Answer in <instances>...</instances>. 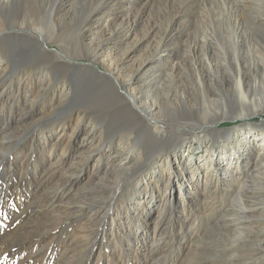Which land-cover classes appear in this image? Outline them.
I'll list each match as a JSON object with an SVG mask.
<instances>
[{"label":"bare ground","instance_id":"1","mask_svg":"<svg viewBox=\"0 0 264 264\" xmlns=\"http://www.w3.org/2000/svg\"><path fill=\"white\" fill-rule=\"evenodd\" d=\"M11 1L0 0V87L12 85L19 81L20 76H23L19 85L21 83L20 89L22 92L24 90L28 96L25 97L23 107H20L21 110H18L17 114L14 115V110L9 108L10 117L6 121L3 118L5 114L0 107V166L3 165L0 168V264H182L180 259L185 252L186 255L190 253L189 255L193 258L204 255L207 261L210 260L211 256L202 250V247L199 250V256L193 255V246L198 249L199 246L196 247V245L201 241L198 238L200 230L197 232L194 230L195 224L193 215L188 210L189 207L183 206L179 211L181 216L178 215L173 220L179 210V203L173 200L175 188L183 190L185 195L190 197L186 199V204H191V193L199 190L201 179L199 163L207 159L208 161L210 159L209 165L214 168L210 174L205 175L204 179L207 182L210 181L215 190L222 193L217 186H224L229 191L238 182L241 184L239 187L236 185L238 188L235 189L239 194L232 205L234 213L230 209L232 213H225L211 228L214 231L220 229V233L224 232V235L215 239V242L220 245L235 243L241 248L250 246L248 237L237 236L235 238L234 236L240 230L251 232L257 225L256 217L248 213L258 214V210L245 204L244 199H246L247 192L244 191V187L255 177L258 181L262 179H258L259 176L264 179V169L260 170L261 172L258 170L259 173L255 174L258 166L256 162L264 157V133H259L260 138L258 139L263 141V145H253L247 140L255 134L254 129L244 131L243 138L239 141L235 138L232 144L233 154L229 156L230 159L233 158L231 161L225 158L224 165L219 161L220 157L227 153V145L222 141V143L215 142L217 147L210 146L211 148L201 152L197 157L198 162L192 157L186 161L184 152L192 148L191 139H194L195 132L212 133V137L230 144L236 129L222 132L216 130L219 119L202 122L204 124L201 123L202 126L199 125L197 129H174L158 119V113H162L164 107L161 103L166 107L174 105V102L185 103L184 86L189 80L185 79L183 74V76L176 77L173 82L169 81L168 86L159 85L157 93H160L161 88L162 93L161 98L157 99V104L152 103L146 106L142 102L143 95L136 96L129 93L132 78L126 81L118 80L122 75V65L125 60L116 62L112 58L111 51V43L116 34H119L121 41L125 42L133 31L131 21H121L115 26V22L123 16H120L123 14L122 10L117 17H108L105 28H103L107 31V36L94 48L92 40L86 42L88 36L82 34V30L85 26L99 22L102 16L105 17L103 12L110 6L111 0H103L95 4V8L89 12L85 20L79 23V28H81L78 37L79 49L73 51L68 47L70 44L66 41L64 29L55 24L62 12L63 0H55L51 3L48 13L54 25L51 30L47 31L33 25L32 21H35L38 14L34 15L35 13H31L30 10L23 12L19 7H15L6 13V8L10 6ZM147 2L148 0H133L132 5L141 3L145 6ZM229 3L230 0L221 2L226 12ZM229 8V12H237L232 4ZM139 11V14L137 13L133 18L134 24L137 22V16L142 15L143 10ZM234 20L239 28L240 17L237 16ZM148 36L141 38L137 44L144 43ZM205 47L209 52L207 44ZM20 50L25 51L28 58H22L20 61L12 58L13 52H21ZM204 54L207 53L204 52ZM204 54L201 55L200 60L194 59V62H200L196 66L197 80L194 81L193 75H188L193 79L192 84L197 82L198 85L201 83L204 85L207 81L205 76H200L199 65L210 68L212 61L211 59L206 60ZM167 56L169 54L155 51L153 58L149 60V65L166 61ZM80 58L87 61L84 69H81L78 64H71V60ZM99 66L105 71L98 72ZM170 69L171 73L176 71L175 67ZM81 75L85 79H95L96 82L110 87L109 90L116 99L123 102L124 106L120 104L122 106L120 107L131 118L129 126L131 135L136 129L143 128L145 133L148 132L154 137L153 139L149 136V139L160 145V148L151 155L150 160L154 155L159 154L152 159L153 165L158 164L160 160H165L166 172L161 171L160 166L154 165L151 173L146 174L147 168L144 167L140 175L145 177L154 174L153 178L159 177L160 181L163 180V190L157 189L156 197H153L150 191L139 195L132 194L128 204L123 206L122 204L120 206V202L116 200L112 202V197L105 199L107 194H112L115 189L121 188L118 186L119 183L117 184L112 178H114L116 169H121L126 173L130 171L129 165H131L133 156L123 155L119 151L114 152L113 138L115 136L105 135L108 127L99 112L92 111V108H88L89 106L70 108L71 104L67 106L66 103L61 102L57 105L53 119L47 121L49 117L47 118L44 113L48 106L46 98L49 93L59 87H67L74 93L76 81L80 80ZM36 79L40 87L34 96L29 93L33 90V82ZM197 83L196 87H198ZM176 85L183 87L182 90L176 92L178 88ZM157 93L156 95L159 96ZM2 94L3 91L0 93V101H3ZM251 117L252 114H241L231 120ZM255 128L263 127L259 123ZM9 130L12 131L8 133ZM44 130L48 132L46 136L43 134ZM28 131L29 138L26 136L23 140L17 139L16 134H27ZM122 133V139H127L124 134H129V132ZM241 145H243L242 149ZM142 153L147 155L146 150ZM213 157H215L214 162ZM92 159L95 160L93 164ZM234 160L236 164L244 161V169L235 170V167H232ZM169 161L170 163H167ZM155 169L158 171L156 172ZM189 173L192 175V181L186 182V176ZM130 178L128 176L126 183L131 182ZM114 184L115 187L118 186L115 189ZM205 189L204 186L199 191L203 194ZM125 191L121 188V192ZM254 195L256 194L253 193ZM155 211H159L162 215L157 216V223L150 231V220ZM184 211L188 214L184 215ZM177 228L179 231H176ZM204 240V242L211 241V234ZM94 249L98 250V252L95 251L96 256L95 252L92 254ZM221 249L224 250V247ZM222 253L221 251L220 254ZM186 255L184 259L188 258ZM225 257L220 256L219 260ZM217 263L219 264L218 261Z\"/></svg>","mask_w":264,"mask_h":264},{"label":"rangeland","instance_id":"2","mask_svg":"<svg viewBox=\"0 0 264 264\" xmlns=\"http://www.w3.org/2000/svg\"><path fill=\"white\" fill-rule=\"evenodd\" d=\"M54 1L55 0H12L10 6L6 8V13L9 12L11 8L15 7H19L23 12L30 10L31 13H35L34 15L38 14L35 21H32L35 27H40L44 31L48 29L51 30L54 21L51 19L48 9ZM101 1L103 0H63L62 12L56 19L55 24L64 29L66 33L64 36L66 37V41L70 44L68 47L73 51L79 49L78 37L81 32L79 23H81V21L83 22L89 12L95 8V4ZM132 1L133 0L109 1L110 6L103 12L105 17L102 16L99 22L91 26H85L83 29L84 31L82 30V34L88 36V38L86 37V42L92 40V45L95 48V46L102 43L103 39L107 36V31L103 28H105L108 17H117L119 12H121L120 10H122L123 14L120 16H123L118 22H115V26L121 21L133 22V31L125 42H123V40L121 41L119 34H116L111 43L113 60L116 62L125 60V63L122 65L121 78L119 77L118 80L126 81L128 78H132L129 93L136 96L140 94L141 96L143 95L142 102L145 103L146 106L152 103L157 104V99L159 97L161 98L160 95L162 93V88L159 90L160 93H157L159 85L168 86L169 81L173 82L176 77L184 75V78L189 80L186 81V85L184 86L186 93L185 103L178 104L174 102L176 105L174 104L169 107L161 103V106L166 108L163 107L162 113H158L157 116L159 120L166 122L165 124H168L170 128L174 129H197L199 125L202 126L206 121L209 122L219 119L218 123H220L223 121H231V119L237 118L241 114H252L251 119L245 122L236 121L231 125L225 123L216 125V130L221 132L236 129L234 130L235 133L230 144L222 139L212 137V133L208 134L203 131L195 132L193 135L194 139H191L192 148L188 152H184L185 160L188 161L190 157H192L193 160H197L201 152L211 147H217L215 142L222 141L225 142L228 149H226L227 153L222 155L223 157L221 156L219 159L220 163L224 165L226 162L224 159L229 158V156L233 154L232 150L234 149H232V144H234L235 138H237L238 141L242 139V134L246 130L254 129L253 132H255V134L247 139L251 144H262L264 140L259 141L258 139L260 138L259 135L264 133V122L260 123L263 128H255L253 125H250V123L257 121L259 118L262 120L264 119V0H239L237 1L238 3L234 0H230L232 7L237 11L234 13L229 12L230 3L229 6H227V12L223 9L221 4L223 0H148L145 6H142L141 3L132 5ZM140 9L143 10L142 15L140 17L137 16V22L134 24L133 18L137 13L139 14ZM237 16L240 17L241 20V22H238L239 28H237V24L234 20ZM114 29H116V27H114ZM146 35H149L148 39L142 44H137V42ZM206 44L209 47V52L207 51V47H205ZM54 49L57 50L56 48ZM155 51H160L162 54H169V56L165 58L167 59L166 61L158 64L154 62L149 65V60L153 58ZM204 52L207 54H204ZM13 53L12 58H15V60L20 61L22 58H28V54H26L25 51H14ZM202 54L205 55L206 60L211 59L212 66L210 68H205L199 65L201 71L200 76H205L207 81H205L204 85L202 83L198 85L196 82L198 86L196 87L195 82L192 84L193 79L190 76L193 75L194 81L197 80L198 73L196 66L200 61L194 62V59L197 58V60H200ZM71 64H78L81 69H84V65L87 64V61L84 58L74 59L71 60ZM171 67H175L176 71L171 73ZM97 71L101 73L105 70L99 66ZM82 75H84V73H82ZM22 78L23 76H20L19 81L22 80ZM19 81H16L14 83L15 85L12 83V85H7L6 87H0V93L3 91L4 94H2L1 97L3 101H0V107L5 114V117L3 116L5 121L10 117L8 115L9 108L14 110V115L17 114L19 112L18 110H21L20 107H23L24 99H26L25 97L28 96L24 90L22 92L20 89L21 83L19 85ZM18 85L19 88H17ZM176 86L178 87L176 92L181 91L183 88L178 85ZM39 87L38 79H36L33 82V90L29 94L36 95L39 91ZM59 88L49 93L46 98V104H48V106L44 114L47 118L49 117L47 121L53 119V114L57 110L58 103H66L67 106L71 104V107L69 106L70 108H83L84 106V108H86L89 106L88 108H92L94 112H99L105 119L103 120L106 127H108L105 135L115 136V138H113L114 152L119 151L123 155L133 156L131 165H129L130 171L126 173L121 169H116L114 178H112L117 184L119 183V187L124 188L126 191L121 192V188L115 189L118 186L115 187L114 184V192L112 194L110 193L111 195L107 194L105 199H110L112 197L111 201L116 200V202H120V206L121 204L123 206L128 204L132 194L134 195L137 193L136 195H139L150 191V194L156 197L157 189L163 190V180L161 179L160 181L159 177L153 178L155 176L154 174L153 176L146 175L145 177L140 175L144 167L147 168L145 171L146 174L151 173L154 165L156 167L160 166L161 171L164 173L166 172L165 160H160L158 164L156 163L153 165L154 161L152 159H155L159 154L154 155L150 160L151 155L160 148V145L149 139V136L153 139L154 137L148 134V132L145 133L143 128L134 129L135 132L131 135V131H129L131 128L129 127L131 118L124 109L121 108V105L124 106L123 102H119L116 99L115 95L109 90L110 87L98 81L96 82L95 79H85L84 76H82L80 80L78 79L76 81L74 93L67 87ZM156 93L159 94V96H157ZM33 95H30V97L35 96ZM11 97H13L14 100H11L13 99ZM3 105L4 107H2ZM163 111H165V113ZM253 114L256 115L254 116ZM10 124L12 125L11 120ZM236 125L239 126L235 128ZM70 130L71 127L67 132L68 134ZM11 131L9 130L8 133ZM43 132L44 136L48 133L46 130ZM122 132H129L130 135L128 133L124 134V137H127V139H122ZM28 134L29 131L27 134H16V137L19 140H23ZM27 137L29 138V136ZM240 147L242 149L243 145ZM143 150H146V156L142 153ZM214 158L215 157L212 158L213 162ZM232 158L233 157H231V159ZM94 161L95 160L92 159L91 163L93 164ZM167 163H170V161ZM232 163V167H235V170L244 169V161L236 164V160H234ZM209 164L210 159L209 161L207 159L199 163L201 179L199 180L198 189L200 190L204 186L206 189L203 194L202 191L199 190L193 191L191 193V204H186V199H190V197L188 195L186 196L183 190L180 191L175 188L173 200L179 203V210L177 214H175L177 216H174V219H172L175 220V217H178V215L181 216L179 211L182 210L183 206L187 205L189 207L188 210H190L193 215L195 232L203 230L202 232L199 231L198 238L201 242L196 245V247L199 246L197 247L198 249H195L193 246V255L199 256V250H201L202 247V250L207 252L211 257L210 260L207 261L204 255H201L199 258H193L192 255H189L190 253L186 255L185 252L184 254L188 258L184 259L185 255L183 254L180 259V261H182L181 263L218 264V261L219 264H264V214H262L264 213L263 177L257 176L258 179L262 178L259 180L260 182L256 180L255 177L253 181H249L246 183L247 186L245 185L244 187V191L246 190L247 192L245 195L246 199H244L245 204L258 210V214L248 213L250 216L256 217V228L251 232L248 231V233L247 231L240 230V232H238L240 236L237 233L234 236L235 238H237V236L248 237V244L250 246L241 248L237 247L235 243H224L222 246L215 241L217 237L222 236L224 232L222 231L220 233V229L214 231L211 230V228H213L212 226L216 224L225 213L233 212L232 205L239 194L235 189L241 184L238 182L236 184L238 187L235 185V187H232L229 191L224 186H217L221 189L222 193H220V191L218 192L214 189V185L210 181L207 182L204 179L206 174H210L213 171L214 167ZM256 164L258 166L255 170V174H258V170L262 171L264 169V157L257 161ZM2 166L3 165H1L0 168ZM4 166H6V168L8 167L6 164ZM223 167L226 168V166ZM157 171L158 170H156V172ZM247 175L249 174L247 173ZM128 176L131 177V182L129 184L128 181L126 183ZM186 178V182L192 181V175L190 173L187 174ZM114 181L112 180V182ZM197 181L198 180H196V182ZM253 193L256 195L253 196ZM159 211H155L150 220V231H152L151 229H153L154 225L157 223V216L161 217L162 215H160ZM185 212L186 211L183 213L184 215L188 214H185ZM244 223L247 225L246 222ZM176 231H179V228H177ZM210 234L211 241L208 240L204 242L206 236L208 238ZM229 246H231V248H228ZM223 247L224 250L221 249ZM95 251L98 252V250L94 249L92 254ZM221 251L223 255L220 254ZM96 252L95 256L97 255ZM220 256L226 257L225 259H220V261ZM194 261L198 262L196 263Z\"/></svg>","mask_w":264,"mask_h":264},{"label":"water","instance_id":"3","mask_svg":"<svg viewBox=\"0 0 264 264\" xmlns=\"http://www.w3.org/2000/svg\"><path fill=\"white\" fill-rule=\"evenodd\" d=\"M250 119H251V118H246V119H243V118H242V119L231 120V121H223V122L218 123L217 125H219V124H224V123H225V124H230V125H231L232 123H234V122H236V121H239V122H243V121H244V122H245V121L250 120ZM262 122H264V119L262 120V119L259 118L257 121L251 122L250 125H253V126L255 127V126H257L259 123H262ZM236 126H239V125H236ZM236 126H235V127H236Z\"/></svg>","mask_w":264,"mask_h":264}]
</instances>
